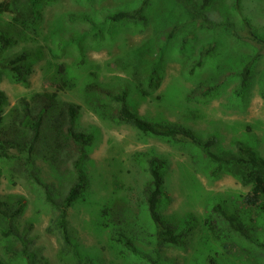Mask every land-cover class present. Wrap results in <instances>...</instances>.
<instances>
[{
	"label": "rangeland",
	"instance_id": "374dc122",
	"mask_svg": "<svg viewBox=\"0 0 264 264\" xmlns=\"http://www.w3.org/2000/svg\"><path fill=\"white\" fill-rule=\"evenodd\" d=\"M124 1L100 0L88 6L78 0H54L44 7L42 22L33 32L17 30L12 24V15L0 13V29L8 31L16 40L2 56L20 50L32 55L25 83L13 82L5 72L0 74V128L8 127L16 112L20 116L25 114L29 122H36L40 110L36 94L48 93L55 108L40 119L38 135L42 137L40 142H44L54 130L51 126L57 113H61V107L65 109L67 103L78 106V116L73 124L78 130L92 132L93 143L84 159L87 188L83 198L68 208L66 220L81 258L88 264H138L121 257L110 245L108 229L99 225L102 218L98 210L100 207L111 208L114 203L119 205L122 208L119 212L125 218L123 225H129L130 231L134 232L132 223L145 218V206L139 204V200L142 201V188L149 180L145 163L151 156L164 166L165 206L160 210L161 215L174 226L188 227V221L196 222L187 235L184 248L162 246L158 248L160 256L171 264H191L199 254L198 248H203L217 250L216 257L220 259L231 253L237 264H249V258L240 259V252L235 249L227 253L229 248L221 244L220 237L224 235L221 230H230L222 216L223 212L234 215L263 237L264 211L261 206L264 207V196L255 207L248 205L244 199L250 187L226 173L213 180L208 178L187 143L171 145L160 138L144 135L128 124L101 118L87 103L86 99H93L94 95H86L84 79L89 76L100 83L99 86L103 85L101 87H115L111 92L124 84L129 89L136 88L132 66L123 67L119 63H123L126 54L146 44L153 52L162 51L164 62L162 64L156 54L146 58L147 61H159L161 70L159 85L151 94L131 93L140 115L152 122H175L202 140L213 138L210 147L213 152L235 150V143L242 141L264 157V99L260 96L264 84L261 82L264 80V0H211L209 10L206 8L203 12L210 21V28L201 25L196 28V21H188L166 0H151L144 12L145 23L128 24L124 31L110 35L102 28L105 37L93 38L96 27L102 26V16L113 13ZM194 1L198 4L201 0ZM86 12H91L96 22L70 20L67 15L79 14L81 18V13ZM227 23H232L230 28L240 35L238 44L227 35L226 46L222 47L225 53L222 51L216 70H211L213 62L209 60L204 67L197 68L200 75L188 77L187 58L191 61L190 55L195 58L196 50L212 43L214 37H222ZM173 24L187 27L190 43L182 51L173 41L165 40ZM251 33L263 41L253 39ZM220 46L218 44L217 48ZM191 48L193 54L189 53ZM242 56L253 57V76L244 92V101L239 102L232 95L233 90L239 89V78L234 77L233 72L242 67L238 63ZM59 65L64 66V72L60 71ZM204 80L225 84V88L205 104L196 100L202 90L198 88L199 92L193 93ZM96 88L100 95L99 87ZM65 114L62 113L66 119ZM0 165L3 170L0 199L4 200L9 194H20L25 199V210L15 223L16 229L26 235L32 257L27 255L29 262L14 258L10 264H72L73 256L63 252L59 235L48 228L53 210L42 200V188L32 184L17 168L5 163ZM35 165L40 180L55 198L65 193L68 183L58 170L41 158L36 159ZM217 206H221L223 212ZM208 226L211 230L206 229ZM134 245L148 249L138 239L134 240Z\"/></svg>",
	"mask_w": 264,
	"mask_h": 264
},
{
	"label": "trees",
	"instance_id": "16d2710c",
	"mask_svg": "<svg viewBox=\"0 0 264 264\" xmlns=\"http://www.w3.org/2000/svg\"><path fill=\"white\" fill-rule=\"evenodd\" d=\"M52 1L54 0H0V13H10L12 24L17 30L33 32L42 22L44 7ZM97 1L100 0H78V2L86 3L88 6H92ZM166 1L173 4L174 9L177 8L181 15L186 16L188 21H196V28L200 25L205 28L211 27V24H208L210 21H208L206 14L203 15L206 8L209 10L211 0H201L198 4L194 0ZM236 3L238 2L236 1ZM150 4L151 0H125L122 6L113 13H105L102 16V26L96 27L93 38L100 37L103 39L105 37L102 36L103 29L110 35L124 31L128 24H134L137 21L145 23L144 12L148 10ZM232 11L233 8H231ZM67 15L70 20L82 19L96 22L91 12L81 13V18L78 17L79 14L68 13ZM169 15L167 13V16ZM231 24L227 23L224 26L222 37L218 35L211 40L212 43L200 47L198 51L196 50L195 58L193 55H190L191 61L187 58L188 74L190 75L188 77L194 74L200 75L196 71L197 68L204 67L205 62L209 60L213 62L211 70H216L220 63L222 47L226 42L227 35L229 38H234L233 40L238 44L241 37L230 28ZM186 28L173 24L165 37L166 42L173 41L178 50L182 51L190 43ZM251 34L256 41H263L255 33ZM15 43L16 40L8 34V31L0 29V74L5 72L13 82L25 83L26 76L31 69V53L20 50L11 55L2 56V53L9 50ZM218 44L221 45L219 48H217ZM193 52L194 50L191 48L189 53L193 54ZM223 53L225 52L223 51ZM153 54H156V57L158 56L159 61L163 64V52H153L146 44H141L126 54L123 63L118 62L123 67L132 66L136 81V88L134 89H129L127 84H124L111 92L115 87L111 85L101 87L103 85L99 86L100 83H96L89 76L88 79L85 78L84 90L87 94L85 91L84 93L88 96L94 95L93 99L90 96L86 99L90 109L101 118L105 119L106 117L117 123L128 124L144 135L160 138L171 145L177 146V144L187 143V147L193 151L201 169L205 171L208 178L213 180L219 177L221 173L233 176L241 184L250 187L244 202L254 207L258 205L261 196H264V157L259 155L257 151L246 143L237 141L235 150L227 149L213 152L210 149L214 142L213 138L209 137L202 140V138L192 134L187 127L168 120L152 122L137 112L131 93L148 96L159 85V72L161 70L159 69V61L155 59L147 61L146 59L147 56L150 57ZM238 63H241L242 67L233 72V76L239 78V89L233 90L232 95L239 102H242L244 101V92L253 76V57L250 59L249 56H242ZM59 69L64 72L63 65H59ZM203 70L205 69L201 71ZM224 86V83L216 84L213 81L204 80L203 82L200 81L193 93L199 92L198 88L202 90L197 92L199 97H196V100L205 104L216 97L225 88ZM96 87H99L100 95H98L99 91ZM1 94L0 91V126L2 122ZM49 96L48 93L36 94L40 103L36 122L31 123L26 119L25 114L20 116V113L16 112L8 127L0 128V163L8 164L13 169L17 168L27 180L42 188V200L53 210L48 228L57 232L62 242L63 252L73 256L72 264H88L79 254L72 232L68 228L66 214L72 204L83 198L87 188L84 159L92 147L93 136L92 132L76 129L73 123L78 116V106L67 103L65 104L66 108L61 107V113L58 112L54 117V124L51 126V129L54 130L50 132V137L46 141L40 142L42 137H39L38 134L41 116L55 108L54 102L48 99ZM260 96L264 99V84L260 90ZM63 112L66 113V119L62 115ZM12 150L16 151L17 154ZM37 158L48 161L60 172L62 179L68 183L65 193H60L58 198H55L48 186L40 180L35 165ZM145 166H147L145 170L149 174V180L142 188L144 197H142V201L139 200V204L145 206V218L143 220L136 219L132 223L134 232H131L129 225H123L125 218L119 212L122 208L114 203L111 208L109 206L99 208L98 213L102 218L99 225L108 229V241L121 257L131 259L138 264H171L166 258L160 256L158 248L162 246L184 248L187 235L195 228L194 223L196 222L188 221L187 223H190L187 224L188 227L174 226L161 215L160 210L165 206L164 166L162 162L160 163L156 157L152 156L147 159ZM2 173L3 170L0 165V177ZM25 206V199L20 194H9L5 196L4 200L0 199V264H10L14 258L25 259L29 262L27 258L31 257V253L27 249L26 235L16 229L15 223L22 216ZM261 208L264 211V207L261 206ZM217 209L223 212L221 206H217ZM222 217L223 222L230 227V230H221L224 235L220 237L222 238L221 244L229 248L227 253L235 249L240 252V259L244 257L248 260L249 258V264H264V235L263 237L259 236L258 232L250 228L251 226H245L234 215L223 212ZM211 228L208 226L206 229L211 230ZM219 234L220 231L218 236ZM135 239L140 240L148 249L135 246ZM202 245L207 247L205 242H202ZM198 250L199 254L195 260L191 261V264H237L231 253L225 254L223 259H220L216 257L219 253L217 250H204L203 248H198ZM22 261L24 263V260ZM27 262L25 264H28ZM239 264H246V262Z\"/></svg>",
	"mask_w": 264,
	"mask_h": 264
},
{
	"label": "clouds",
	"instance_id": "9594fccd",
	"mask_svg": "<svg viewBox=\"0 0 264 264\" xmlns=\"http://www.w3.org/2000/svg\"><path fill=\"white\" fill-rule=\"evenodd\" d=\"M28 249V248H27ZM28 251H29V249H28Z\"/></svg>",
	"mask_w": 264,
	"mask_h": 264
}]
</instances>
